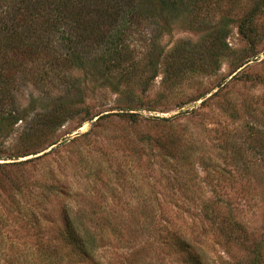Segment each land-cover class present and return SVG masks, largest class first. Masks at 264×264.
<instances>
[{
    "label": "rangeland",
    "instance_id": "374dc122",
    "mask_svg": "<svg viewBox=\"0 0 264 264\" xmlns=\"http://www.w3.org/2000/svg\"><path fill=\"white\" fill-rule=\"evenodd\" d=\"M248 16L250 41L238 26ZM160 24L153 18L154 28ZM144 26L138 32L146 37L151 27ZM205 32L217 38L204 39L208 52L198 47L195 61L210 59L211 70L167 86L171 47L189 41L193 48ZM155 46L162 55L146 87L139 80L120 91L83 82L79 100L72 91L65 101L66 119L47 133L25 131V121L45 111L61 115L63 86L53 71L34 81L36 64L24 65L25 80L17 78L12 95L25 120L0 134V264L39 257L45 246L68 254L59 239L63 211L95 238L103 223L95 262L78 255L75 264H180L166 246L152 251L158 229L187 238L204 264H245L247 243L229 238L234 224L264 256V0H203L196 15L178 13ZM148 48L137 40L134 59L145 61ZM70 74L81 77L78 69ZM151 117L167 121L144 119ZM157 137L176 149L172 157L156 147ZM181 151L189 165L180 167ZM204 201L222 224L200 216Z\"/></svg>",
    "mask_w": 264,
    "mask_h": 264
},
{
    "label": "trees",
    "instance_id": "16d2710c",
    "mask_svg": "<svg viewBox=\"0 0 264 264\" xmlns=\"http://www.w3.org/2000/svg\"><path fill=\"white\" fill-rule=\"evenodd\" d=\"M202 1L0 0V134L12 131L17 121L25 120L24 109H18L14 104L12 91L18 83L17 78L25 80L24 65L26 63L36 64L35 70L30 74L33 80L34 78L40 80L47 72L53 71L61 87L63 86V95L58 98L59 105L62 107V113H59L61 115L45 111L25 121L27 132L31 130H38L40 133L51 132L68 116L64 105L70 103L67 99H72L69 94L73 91L72 94L77 101L79 100L83 82L91 80L93 82L91 87H106L120 91L118 87L124 88L127 87L126 84L129 85V82L134 83L139 80L143 85L142 88L146 87L156 76L158 62L162 55L161 48L158 49L155 46L157 37L168 31L178 13L196 15ZM153 18L159 19L161 23L156 28L151 25ZM251 18V16L245 17L238 25L241 34L249 41L253 36V31L248 25ZM143 26L144 30L146 26L151 27L145 30L148 35L146 37L138 32ZM205 38L217 37L213 33L205 32L193 42L191 45L193 48L187 47L189 41H181L182 46L171 47L170 59L163 63L165 67L162 82H165L167 86H173L193 73H207L211 70L210 59L208 61L203 59L201 63L195 61V54L199 53L198 47H202L203 52L204 50L205 53L208 52V48H203L204 42L206 45ZM219 38L214 45L219 42ZM139 39L149 44L145 53L146 60L141 62L134 59L135 53H133L135 43ZM217 48L218 46L213 49L212 57L216 55L214 51ZM244 63L243 61L238 65ZM216 66H218L217 63ZM71 69L80 70L81 77L75 78L71 75ZM140 73L141 77H139ZM128 114V120L135 123L136 114ZM144 119L167 121L163 117ZM169 140L173 142L172 139ZM154 142L156 147L166 150L169 156L172 157L174 152L176 153V149H168L165 146L167 140L163 142L157 137L154 138ZM177 158L180 167L189 165L187 155L182 151L177 154ZM197 193L195 191L189 196L196 198ZM185 195L187 194L183 193V196ZM210 206V203L202 202L198 207L200 216L208 220L209 224H215V222L222 224L223 215H218ZM222 207L224 205L220 208ZM224 210L229 211L227 206ZM63 216L64 226L60 231L59 239L62 246L68 247V254L65 253L64 256L63 253L57 254L58 249L54 251L53 247L45 246L44 250L39 252V257L16 256L12 258L13 263L75 264L74 260L78 255H83L88 258V261L95 262L93 255L97 240L101 241L104 238L101 227L103 223L96 224L99 236L95 238L90 233L89 226H85V229L80 231V223L70 222L64 211ZM236 226L234 224L228 228V234L229 238L237 244L247 243V247H244L247 257L245 264H264V256L258 247L259 242L252 240L249 242L245 231L237 230ZM118 232L117 229V235ZM150 238L153 252L156 251L157 245L166 246L179 256L177 259L180 264H204L198 252L195 251L194 244L187 238H181L175 231L162 233L158 229ZM45 244L47 245L48 242ZM133 261H136L135 257Z\"/></svg>",
    "mask_w": 264,
    "mask_h": 264
}]
</instances>
